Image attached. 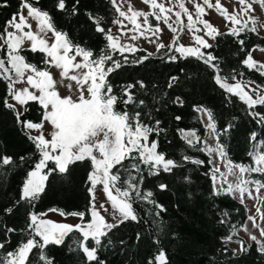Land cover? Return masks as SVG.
Returning <instances> with one entry per match:
<instances>
[{
  "label": "snow or ice",
  "instance_id": "1",
  "mask_svg": "<svg viewBox=\"0 0 264 264\" xmlns=\"http://www.w3.org/2000/svg\"><path fill=\"white\" fill-rule=\"evenodd\" d=\"M38 2L39 0H20L19 10L5 21L0 31V53H3L0 55V81L6 84L7 89L2 103L12 112L16 124L33 144L35 152L32 155L37 157L22 180L19 198L3 210L6 215H11L20 205L33 209L27 214L24 228L3 225L5 239L0 240V264H33L32 257H35L36 264H54L55 258L47 251L49 246L64 245L70 234L76 235L73 236L68 251L80 258L78 264H107L100 253L106 245L112 244L109 233L125 222L141 223L143 220L134 207L137 201L153 205L150 212L154 217L152 224L157 231L164 230L159 218L167 209L154 199L151 191L143 189V184L146 176H159L161 172L172 173L182 166L160 150V134L165 131L160 126L162 121L156 119L153 123L144 122V116L151 120V113L145 111L146 101L139 98L135 89L139 87L141 92L145 91V83L137 81L135 84L124 85L117 95L108 75L130 62L124 53L138 51L139 48L132 42L143 37L148 43L155 45L157 52L164 50V57L168 62L195 58L203 63L212 70L214 82L227 94V102L231 103L233 97L242 101L248 113L264 124V113L255 111L257 106L264 107V86L255 85L254 81L245 82L243 73H237L235 69L223 74L222 58L213 51L217 47L215 42L218 37L231 36L239 45L240 51L245 52L241 63L247 69L264 75V62L253 56L256 51L264 53V47L256 45L246 50L245 39L240 38L241 34L253 33L259 36L264 31V21L253 15L256 11L253 4L259 3L264 11V0H232L234 5H240L232 10L222 4L221 0H215L214 3L212 0H142L149 5V11L135 9L129 0H109L116 13V18L112 20V24L117 26L115 34L111 28L104 26V16H93L87 11L84 13L94 25L93 30L106 41L105 49L99 55L94 54L92 49L75 43L67 32L57 29L50 13L35 6ZM186 3L193 10L190 11ZM78 4L79 0L72 4L71 15H79ZM8 6L7 0L0 2V8ZM56 8L58 11H69L66 0H57ZM208 10H215L226 22H231L226 32H221L210 20L204 19ZM150 16L157 22L155 25L150 23ZM29 20L37 22L36 30H33ZM159 22H163L174 34L168 44L161 42L164 29ZM185 28L192 35V45L181 43V35L176 34H182ZM125 37L127 40L122 42ZM26 51L41 54L40 64L30 62L23 54ZM117 54L122 60L114 59ZM152 55L149 52L131 62L142 64ZM53 68L57 73H53ZM238 75L241 79L236 78ZM229 80L235 82L229 83ZM178 82L179 77L171 76L167 87L171 89ZM61 89L66 94H62ZM172 103L183 107L184 100L176 96ZM33 106L39 110L37 120L27 118V113ZM121 106L122 110H118ZM194 111L205 123V128L215 141L214 145L198 136L195 131L178 128L177 132L189 147L202 143V151L207 152L210 157L215 154V162L208 161L210 168L205 173L210 175L212 181L211 196L231 197L243 203L247 195L264 203V195H261L264 181L250 178L252 174H264V139L258 140V133L251 132L249 140L252 142V150L248 152V156L252 163H233L228 159L225 145L220 143L221 135H226L233 128V123L229 122L218 129L211 109L200 105L194 106ZM174 119L180 121L182 117L177 115ZM31 158L29 155L17 159L0 153V178ZM183 161L198 165L205 163L189 156H184ZM225 161L226 171H221L219 165ZM84 162L90 164L86 180L90 197L88 210L68 214L77 217L79 222L58 223L46 218L47 212H36V203L45 193L49 178L59 175L66 179L73 167ZM122 171L124 176H121ZM228 176H235L237 179L230 182ZM184 179L186 183H190L189 177ZM98 186L104 194V201L97 199ZM157 188L166 191L168 185L160 183ZM257 211L259 219L264 221V211ZM61 215L65 213L61 212ZM86 215L90 219L85 220ZM228 216L229 213L224 211L220 223H227ZM248 220L252 223L253 231L249 230L247 224L242 227L248 234L249 243L246 246L244 240H239V247L231 250L233 256L246 254L252 243L256 244L257 251L264 254V225L257 223L254 215H250ZM233 229V235L238 234L234 225ZM17 232L24 238L9 250L11 241L7 237ZM232 238V235L227 236L225 243ZM136 239H141L140 233L136 234ZM120 243L123 244L124 241L121 240ZM154 243L160 244L159 236ZM224 251L227 252L228 249L225 248ZM148 264H169L165 250L161 247L148 260Z\"/></svg>",
  "mask_w": 264,
  "mask_h": 264
},
{
  "label": "trees",
  "instance_id": "2",
  "mask_svg": "<svg viewBox=\"0 0 264 264\" xmlns=\"http://www.w3.org/2000/svg\"><path fill=\"white\" fill-rule=\"evenodd\" d=\"M74 2L75 0H66L69 9L67 12L57 10V0H39L35 6L48 11L55 27L67 32L75 43L90 48L94 54L99 55L101 50L105 49L106 41L101 34L93 30L94 25L84 13L87 11L92 15L104 16L106 28L113 27L112 20L116 18V13L109 0H79L77 5L79 15L73 16L70 9ZM7 3L8 7L0 8V31L5 21L19 10L20 0H7ZM240 38L245 39L246 50L256 45L264 47V35L248 33L241 34ZM215 43L217 47L213 51L222 58L223 74L226 75L235 69L237 73H243L244 80L264 86V75L247 69L241 63L245 52L240 51L233 37L228 35L218 37ZM23 54L30 62L40 64L41 54L27 51ZM124 55L128 56L130 62L108 75L113 91L119 95V90L124 85L135 84L137 81L145 83V91L141 92L139 87L135 89L139 98L146 101L145 111L151 113V120L144 116V122L153 123L156 119L162 121L160 126L165 131L160 134V150L165 152L168 158L180 162L182 166L174 169L172 173L161 172L159 176H146L143 184V189L151 191L154 199L167 209L159 218L164 230L157 231L152 224L154 217L150 212L153 205L137 201L134 207L143 218L142 222L129 221L113 229L109 233L112 244L106 245L100 253L101 258L105 259L107 264H148V260L162 247L169 264H264V254L257 251L255 243H252L246 254L232 255L233 248L228 242L225 243L227 236L232 235L233 238L244 240L246 246L249 243L244 238L233 235V225L236 231L248 220V208L238 199L211 196L212 181L210 175H205L209 172L208 161L212 160L211 157L201 150L202 143L196 147H189L177 132L178 128L194 130L198 136L206 137L207 129L204 122L194 111V106L203 105L213 111L218 129L229 122L234 125L226 135L220 137V143L225 145L228 158L236 164H250L252 163L248 156V152L252 150L250 133L255 131L258 133V140L264 139V124L259 123L248 113L242 101L233 97L232 102L228 103L227 94L214 82L212 70L195 58L168 62L164 57V50H161L142 64H136L131 61L147 55L145 50ZM114 59L122 60V57L117 54ZM181 69L184 71L181 72ZM171 76L179 77V82L169 89L167 84ZM6 94V84L0 81V153L12 155L17 159L29 155L32 158L8 172L7 176L0 178V240L5 239L3 225L16 229L24 228L27 214L33 210L27 205H20L11 215H6L3 211L19 198V188L26 171L37 159L32 155L35 152L33 144L16 124L12 112L3 106L2 101ZM176 96L184 100L183 107L172 103ZM118 110H122V106ZM38 111L33 106L27 113V118L37 120ZM255 111L264 113V107L257 106ZM177 115L182 117L180 121L174 119ZM184 156L203 160L205 163L198 165L183 161ZM89 171L90 164L84 162L73 167L66 179L59 175L50 177L46 191L36 203L34 210L45 212L57 208L66 213L87 212L90 197L86 180ZM124 175L122 171L121 176ZM185 177L190 178V183L185 182ZM251 178L264 181V174H252ZM160 183L167 184L168 190L160 191L157 188ZM224 211H227L229 216L227 223L221 224L220 219ZM88 219L90 217L86 215L85 220ZM137 233L141 234L139 241L136 239ZM75 235L70 234L62 246H49L47 251L55 258L54 264H78L80 258L68 251V246ZM157 236L160 240L159 245L154 243ZM7 238L11 241L8 245L11 250L24 237L17 232ZM121 240L124 241L123 244L120 243ZM225 248L228 249L227 252L224 251ZM32 260L33 264H36L35 257H32Z\"/></svg>",
  "mask_w": 264,
  "mask_h": 264
},
{
  "label": "rangeland",
  "instance_id": "3",
  "mask_svg": "<svg viewBox=\"0 0 264 264\" xmlns=\"http://www.w3.org/2000/svg\"><path fill=\"white\" fill-rule=\"evenodd\" d=\"M129 2L132 4V6L135 9L149 11V5L144 4L142 2V0H129ZM212 2L214 3L215 0H212ZM221 3L222 4H226V6L228 7L229 10H232L233 7H235V8H239L240 7V5H238V4L234 5L232 0H221ZM186 6L189 7L190 11L193 10L192 6L190 4L186 3ZM124 7L126 8L127 5L125 4ZM253 7L256 9V11H255V13H253V15L257 16L259 18V20L264 21V11L261 10V6L259 5V3H254ZM26 14L27 13H26V10H25V15ZM93 16H97V15H93ZM204 19L210 20L215 26H217L219 28V30L221 32H226L228 27L231 24V22H226V20L223 19L219 15V13H217L215 10H208V15H206L204 17ZM141 21H142V18H141ZM149 21L153 25H155L157 23L151 16L149 17ZM29 22L32 24L33 30H36L37 29V22L34 21V20H29ZM184 22H185V24L187 23L186 17L184 18ZM125 23L128 24V21L125 20ZM159 23H160V27L164 29V31L162 33V36H161V42H163L164 44H168L170 42V38L174 34L170 30L167 29V27L163 24V22H159ZM128 26L131 27L130 24H128ZM250 26H251V23H250ZM174 27H177V26L174 25ZM197 27H200V25H197ZM111 29H112L113 34H115L116 31H117V26L113 25V27ZM176 34L177 35H181V41L180 42L185 44L186 46L194 44V40L192 38V35L189 33L188 29L185 28L184 32L182 34L179 33V32H177ZM196 34H202V33H196ZM260 34L264 35V31H261ZM126 40H127V38L125 37V38H123L122 42H124ZM209 42L211 43L212 41L210 40ZM132 43H135L137 45V47L139 48V50H145L147 53H149V52H151L153 54L159 53V52L156 51L155 45L151 44V43H148L147 40H145L143 37H141V39L138 40V41H133ZM125 53H128V52H125ZM253 56H254V59H256L258 61H261V62H264V53H261L260 51H256V52L253 53ZM78 59H79V57H78ZM52 71H53L54 74L57 73V70L54 69V68L52 69ZM236 78L237 79H241V77L239 75ZM244 81L247 82L249 80H244ZM234 82L235 81H233V80H229V83H234ZM255 85H258V84L255 83ZM61 92H62V94H66L63 89H61ZM204 125H205V123H204ZM186 131H194V130H186ZM196 134H197V132H196ZM205 139H207L209 144L214 145L215 141L213 140V137L209 133L208 130H207ZM214 156H215V154L213 156H211V159L213 160V162H215ZM219 166L221 168V171H226V161L225 162H221ZM236 179H237V177H235V176H228V180L230 182H234ZM96 194H97L98 201H104L105 200L104 194L100 191L99 186L97 188V193ZM254 195H255V193H254ZM261 195H264V189L261 190ZM243 203L248 208L249 216L250 215L256 216L257 217V223H260V224L264 225V221H261L259 219V212L257 211V209H260L261 211H264V203H261L259 199H253V197L247 196V195L245 196ZM106 206H108L107 202H106ZM51 209H56V211H48V210L45 211V212H47V217L46 218H48V219H51V220H53L55 222H58V223L76 224V223L79 222L77 217H74L72 215H68L69 213H66V212H64L61 209H57V208H51ZM61 212L65 213V215H61ZM245 224L248 225L250 231H253L251 221L247 220ZM236 232L238 233L236 235L244 238L246 241L249 242L248 234L244 232L242 226L239 227L238 229H236ZM256 234L259 235L258 232H256ZM239 240H241V239L232 238V240L229 241L228 244L233 249L234 248H238L239 247V244H238Z\"/></svg>",
  "mask_w": 264,
  "mask_h": 264
}]
</instances>
